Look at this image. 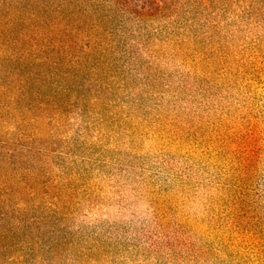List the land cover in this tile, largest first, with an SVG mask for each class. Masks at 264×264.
Returning a JSON list of instances; mask_svg holds the SVG:
<instances>
[{"label": "rangeland", "instance_id": "1", "mask_svg": "<svg viewBox=\"0 0 264 264\" xmlns=\"http://www.w3.org/2000/svg\"><path fill=\"white\" fill-rule=\"evenodd\" d=\"M168 1L60 116L1 108L0 264H264V0Z\"/></svg>", "mask_w": 264, "mask_h": 264}, {"label": "trees", "instance_id": "2", "mask_svg": "<svg viewBox=\"0 0 264 264\" xmlns=\"http://www.w3.org/2000/svg\"><path fill=\"white\" fill-rule=\"evenodd\" d=\"M171 7L168 0H0V50L16 61L0 64V118L3 106L9 117L60 116L107 60L115 21L142 25ZM11 237L0 231V248Z\"/></svg>", "mask_w": 264, "mask_h": 264}]
</instances>
